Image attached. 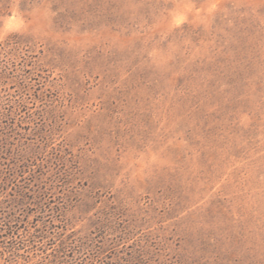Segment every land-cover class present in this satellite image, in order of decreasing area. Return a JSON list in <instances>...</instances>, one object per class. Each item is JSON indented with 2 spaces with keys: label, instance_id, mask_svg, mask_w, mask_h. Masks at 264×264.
I'll list each match as a JSON object with an SVG mask.
<instances>
[{
  "label": "rangeland",
  "instance_id": "1",
  "mask_svg": "<svg viewBox=\"0 0 264 264\" xmlns=\"http://www.w3.org/2000/svg\"><path fill=\"white\" fill-rule=\"evenodd\" d=\"M0 234V264H264V0H0Z\"/></svg>",
  "mask_w": 264,
  "mask_h": 264
},
{
  "label": "trees",
  "instance_id": "2",
  "mask_svg": "<svg viewBox=\"0 0 264 264\" xmlns=\"http://www.w3.org/2000/svg\"><path fill=\"white\" fill-rule=\"evenodd\" d=\"M0 237H1V234H0ZM2 243V242H1Z\"/></svg>",
  "mask_w": 264,
  "mask_h": 264
}]
</instances>
